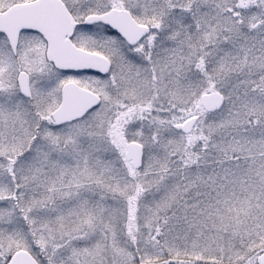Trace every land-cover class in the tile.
Masks as SVG:
<instances>
[{
  "label": "snow or ice",
  "instance_id": "1",
  "mask_svg": "<svg viewBox=\"0 0 264 264\" xmlns=\"http://www.w3.org/2000/svg\"><path fill=\"white\" fill-rule=\"evenodd\" d=\"M0 264H264V0H0Z\"/></svg>",
  "mask_w": 264,
  "mask_h": 264
}]
</instances>
